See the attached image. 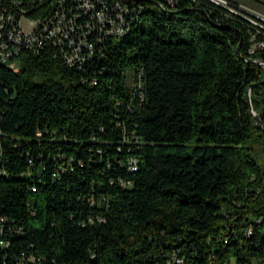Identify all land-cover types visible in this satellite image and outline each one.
<instances>
[{
    "label": "trees",
    "instance_id": "obj_1",
    "mask_svg": "<svg viewBox=\"0 0 264 264\" xmlns=\"http://www.w3.org/2000/svg\"><path fill=\"white\" fill-rule=\"evenodd\" d=\"M87 1L0 0V264H264V35L207 0Z\"/></svg>",
    "mask_w": 264,
    "mask_h": 264
},
{
    "label": "built area",
    "instance_id": "obj_2",
    "mask_svg": "<svg viewBox=\"0 0 264 264\" xmlns=\"http://www.w3.org/2000/svg\"><path fill=\"white\" fill-rule=\"evenodd\" d=\"M50 1L51 0H49V2ZM72 1L79 2L80 4H82L84 9H87V10L94 9L93 6L90 4V2L87 0H82V1L72 0ZM207 1H210L213 4L220 6L224 9L230 11L231 13H235V14H238V15L244 17L249 23H251L254 27H256L257 32L264 35V13L262 14L260 12L255 11V10H252L249 7L242 5L239 1H237V2H232L230 0H207ZM124 16H125V11H122V13L119 17L120 22H122V20L124 19ZM96 18H97L99 24H104L106 16L104 15V13H97ZM119 21L118 22H108L109 24L114 26V28L112 30L113 33L119 34L120 32L123 31V22L119 24ZM25 23L33 26L31 32H27L25 30ZM41 23H43V22H41ZM41 23H40V20L31 19V18H28L24 15L19 22L20 32H19L18 36H14L13 33H11L8 30V28H7L6 32L9 35V37L12 39V41H14L15 43H18L20 41L21 37L26 38V39H31V40H33V39L38 40L37 37L35 38V32L37 31L38 27H40L39 25ZM53 23H57V25H58L56 28L57 32L55 30H48V31L46 30L45 32L49 33L48 36L49 37H55L58 34H63V32L65 31V29H63V27H65V18L58 16L57 19ZM72 23H73L72 21L69 22V24H72ZM9 24H10V17L8 18V25ZM1 33H2V31L0 32V39L4 35ZM256 38H257V35L253 37L254 40H256ZM0 46H1V49L6 50V51L8 50L7 45H5L3 42H0ZM257 49L264 50V41H259L256 44V47L252 48L250 53L254 54ZM259 64L264 66V63L261 61H259Z\"/></svg>",
    "mask_w": 264,
    "mask_h": 264
},
{
    "label": "rangeland",
    "instance_id": "obj_3",
    "mask_svg": "<svg viewBox=\"0 0 264 264\" xmlns=\"http://www.w3.org/2000/svg\"><path fill=\"white\" fill-rule=\"evenodd\" d=\"M242 5L260 13H264V0H238ZM33 26L25 23V30L31 32Z\"/></svg>",
    "mask_w": 264,
    "mask_h": 264
},
{
    "label": "water",
    "instance_id": "obj_4",
    "mask_svg": "<svg viewBox=\"0 0 264 264\" xmlns=\"http://www.w3.org/2000/svg\"><path fill=\"white\" fill-rule=\"evenodd\" d=\"M260 84H264V82H261ZM248 100H249L250 106L252 107V104H251V90H249ZM253 115L258 120L259 124H262V120L258 117V115H256V113H254V112H253Z\"/></svg>",
    "mask_w": 264,
    "mask_h": 264
}]
</instances>
